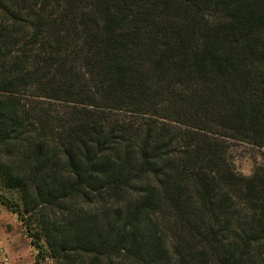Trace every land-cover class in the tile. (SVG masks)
<instances>
[{
    "label": "trees",
    "instance_id": "1",
    "mask_svg": "<svg viewBox=\"0 0 264 264\" xmlns=\"http://www.w3.org/2000/svg\"><path fill=\"white\" fill-rule=\"evenodd\" d=\"M232 142L264 156V0H0V202L39 257L264 264Z\"/></svg>",
    "mask_w": 264,
    "mask_h": 264
},
{
    "label": "rangeland",
    "instance_id": "2",
    "mask_svg": "<svg viewBox=\"0 0 264 264\" xmlns=\"http://www.w3.org/2000/svg\"><path fill=\"white\" fill-rule=\"evenodd\" d=\"M230 158L236 169L245 175H250L255 162L264 164L263 151L239 142H232L229 149ZM0 192L10 195L0 184ZM0 254L5 260L0 264H53L47 257H39V251L27 234L18 214L0 202ZM39 258V259H38Z\"/></svg>",
    "mask_w": 264,
    "mask_h": 264
},
{
    "label": "built area",
    "instance_id": "3",
    "mask_svg": "<svg viewBox=\"0 0 264 264\" xmlns=\"http://www.w3.org/2000/svg\"><path fill=\"white\" fill-rule=\"evenodd\" d=\"M2 259L5 260V261H7L6 259H4L3 255L0 254V261H1Z\"/></svg>",
    "mask_w": 264,
    "mask_h": 264
}]
</instances>
